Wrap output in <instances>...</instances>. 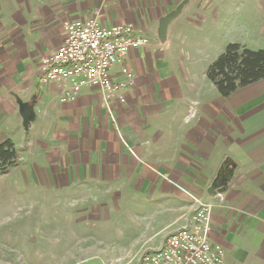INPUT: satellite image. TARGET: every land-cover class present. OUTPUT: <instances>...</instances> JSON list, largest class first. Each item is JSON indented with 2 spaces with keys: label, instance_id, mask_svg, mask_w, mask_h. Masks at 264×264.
<instances>
[{
  "label": "crops",
  "instance_id": "crops-1",
  "mask_svg": "<svg viewBox=\"0 0 264 264\" xmlns=\"http://www.w3.org/2000/svg\"><path fill=\"white\" fill-rule=\"evenodd\" d=\"M182 2L0 0V144H13L17 162L20 153L35 152L36 175L61 192L110 200L118 195L110 186H126L139 192L136 207L159 203L155 214L169 231L155 249L188 223L191 197L211 203L209 240L223 248L226 263L264 264V126H242L253 111L236 115L206 100L193 113L197 101L174 79L184 54L172 45L189 31L214 34L219 12L187 0L161 43V18ZM89 19L105 27L130 23L150 43L109 70L112 84L125 82L127 70L130 85L110 96L85 88L63 101L58 84L40 83V60L62 44L65 22ZM263 94L261 80L226 98L239 107ZM20 102L33 103L27 128Z\"/></svg>",
  "mask_w": 264,
  "mask_h": 264
},
{
  "label": "rangeland",
  "instance_id": "rangeland-1",
  "mask_svg": "<svg viewBox=\"0 0 264 264\" xmlns=\"http://www.w3.org/2000/svg\"><path fill=\"white\" fill-rule=\"evenodd\" d=\"M203 1L219 12L214 34L189 31L172 45L184 54L178 65L181 75L175 73L174 79L180 92L197 101L192 103L194 114L206 100L236 115L253 111L240 120L242 126L261 128L264 94L234 107L219 95L206 70L229 43L264 51V0ZM182 81L195 83V89H182ZM37 157L35 152L20 153L19 162L0 173V264H139L140 255L154 251L169 231L161 230L163 217L155 214L159 203L136 207L139 192L129 187L110 186L118 195L106 200L97 192L77 195L45 184L35 173Z\"/></svg>",
  "mask_w": 264,
  "mask_h": 264
},
{
  "label": "built area",
  "instance_id": "built-area-1",
  "mask_svg": "<svg viewBox=\"0 0 264 264\" xmlns=\"http://www.w3.org/2000/svg\"><path fill=\"white\" fill-rule=\"evenodd\" d=\"M63 27L62 44L40 60V83L58 84L63 101L74 99L85 88L98 87L110 96L131 84L125 69V82L112 84L109 70L130 50L149 46L148 38L133 33L132 24L105 27L89 19L67 21ZM191 199L188 223L169 233L160 248L142 253L139 264H227L223 248L209 240L213 204Z\"/></svg>",
  "mask_w": 264,
  "mask_h": 264
},
{
  "label": "trees",
  "instance_id": "trees-1",
  "mask_svg": "<svg viewBox=\"0 0 264 264\" xmlns=\"http://www.w3.org/2000/svg\"><path fill=\"white\" fill-rule=\"evenodd\" d=\"M206 77L222 97H229L240 88L264 80V51L229 43L208 66ZM16 160L13 144L9 140L0 144V173L15 165Z\"/></svg>",
  "mask_w": 264,
  "mask_h": 264
},
{
  "label": "water",
  "instance_id": "water-1",
  "mask_svg": "<svg viewBox=\"0 0 264 264\" xmlns=\"http://www.w3.org/2000/svg\"><path fill=\"white\" fill-rule=\"evenodd\" d=\"M186 1L187 0H184V2L180 3L174 11L161 18L158 29V40L161 43L165 41L168 23L180 13L183 4H185ZM19 104H20L21 114L23 117V124L25 128H27L28 123L34 118L33 103L20 102Z\"/></svg>",
  "mask_w": 264,
  "mask_h": 264
}]
</instances>
